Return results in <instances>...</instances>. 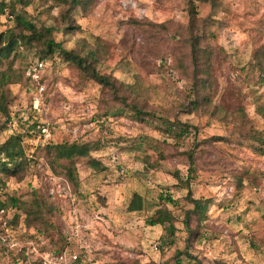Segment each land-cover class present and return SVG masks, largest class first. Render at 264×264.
Masks as SVG:
<instances>
[{
  "label": "rangeland",
  "instance_id": "obj_1",
  "mask_svg": "<svg viewBox=\"0 0 264 264\" xmlns=\"http://www.w3.org/2000/svg\"><path fill=\"white\" fill-rule=\"evenodd\" d=\"M11 2L14 12L36 28L52 27L53 40L65 51L78 49L82 42L98 45L104 52L95 66L99 74L124 84L137 77L147 89L142 100L146 111L175 117L197 132L177 141L131 121L128 110L120 105L103 116L111 106L105 88L56 54L45 59L41 95L28 82L4 89L10 111L24 123L23 128L32 122L43 125L39 133L23 137L30 168L20 182L5 179V192L25 202L32 190L50 194L57 177L42 159L34 158L36 147L47 141L95 144L91 156L105 170L94 173L78 163L75 202L73 196L65 195L60 200L49 199L57 204L58 212L30 229L20 221L6 226L13 215L8 211L0 224V234L3 229L5 235L0 236L5 238L0 242V264H42V257L55 251L68 260L76 254L72 264H170L174 251L185 244L181 220L190 208L186 190L178 188L174 174L184 178V152L193 142L210 138L220 139L199 145L194 182L189 187L191 198L210 203L188 253L202 264L215 259L226 264H264V179L260 178L264 148L242 137L249 129L264 134V83L252 58L264 53V0H96L86 16L78 9L68 11L79 28L70 34L61 32L66 5L54 0ZM188 6L194 8L198 32L188 29ZM6 13L0 15V32L14 25ZM132 20L149 25L137 28L130 24ZM160 24L162 29L155 27ZM190 34L198 35L200 46L211 51L212 78L208 106L187 113L185 106L192 100L190 81L179 62L186 66L189 62L180 57L177 45L188 55ZM40 48L22 47L12 68L23 70L38 58ZM34 98H39L38 103ZM14 129L0 132V143ZM159 152L165 156L159 161L160 169L144 171L143 158L154 161ZM112 156L125 169L123 174L111 163ZM165 192L172 200L165 207L176 222L171 247L161 249V227H148L144 219L160 205L158 196ZM132 194L144 200L142 211H126ZM154 243L156 251L152 250ZM179 263L192 264L183 257Z\"/></svg>",
  "mask_w": 264,
  "mask_h": 264
},
{
  "label": "trees",
  "instance_id": "obj_2",
  "mask_svg": "<svg viewBox=\"0 0 264 264\" xmlns=\"http://www.w3.org/2000/svg\"><path fill=\"white\" fill-rule=\"evenodd\" d=\"M54 1L60 2L67 7V11L64 13L65 25L61 29V32L63 34H70L78 31L79 28L74 25L73 20L68 16V11L78 9L82 16H86L94 8L96 0ZM208 1L213 2L215 0ZM11 3V0L8 2L0 0V15L7 12L6 15L14 21L11 29L0 32V132L8 128L7 124L9 121H15L13 132L0 143V215L2 218L0 224L5 220V214L12 210V218L10 221H5V225L16 226L20 221L26 229H30L37 221L48 218L58 212L57 204L50 202L49 199L56 201L64 197V195H51L48 192H45L44 195L36 190H32L30 199L25 202L5 192V179H13L15 182H20L30 168L31 160L27 158L25 153L22 142L23 137L29 136L31 132L36 131V133H39L43 126L42 124L32 122L23 128L24 123L10 111V105L4 92V89L8 85L20 84L22 82H28L35 86L34 83H30L24 77L26 66L23 70L13 69L11 66L13 60L20 56V49L22 47L32 48L34 45H39L41 48L38 51V60L46 64L45 59L56 54L63 63L71 64L84 77L101 88H105L110 96L111 106L106 108L107 112L103 116H107L108 112L113 109V106L120 105L128 110L131 121L151 127L161 135L173 137L177 141L195 136L197 132L196 127L180 122L175 117L169 118L165 115L155 114V111L145 110V102L142 100L147 89L137 77L134 78L131 84H124L107 75L99 74L95 70V66L99 64L104 52H101L98 45L92 47L82 42L78 49L65 51L60 47L59 43L53 40L52 32L54 29L52 27L36 28L32 22L26 20L22 15L16 14ZM187 11L189 17L187 26L190 33L193 30L198 32L193 6H188ZM130 24L137 28H144L145 25H149L135 20H132ZM155 27L162 29L164 25L160 24ZM198 37V35H189L187 44L188 55H185L181 51V47L177 45L180 57H184L189 62L188 66L181 61L179 62L184 75L190 81L192 100L188 102V106H185L187 113L198 111L200 108H206L209 104L210 82L212 78L211 51L200 46ZM200 52H206L208 55L203 57L199 54ZM252 58L260 76H262L261 81L264 83V53L258 52V56L253 55ZM43 79L44 76H42L41 80ZM242 137L252 140L258 147L264 148V134H261L260 131L249 129L243 132ZM211 139L216 140L220 138H210L199 143L193 142L191 149L183 154L186 166L184 178L178 177L176 172L174 174L178 188L186 190L185 201L190 205V208L183 212L181 220L186 236L184 239L185 244L181 250L174 251V254L169 259L170 264H180L179 258L181 257L191 261L192 264H202L195 256L190 255L188 251L192 239H195L198 235L200 223L205 218V212L210 201L201 198H191L189 187L194 182L195 152L199 151V145L209 143ZM95 149H97L95 144L91 146L89 143L76 141L68 142L61 140L57 143L47 141L43 145L36 147L34 158H40L44 161L49 170L57 177L54 179L56 183H59L63 189L66 186L68 188L67 192L70 196H73L75 202L79 186L76 165L83 162L94 173H101L105 170V167L91 156V152ZM164 159L165 156L161 152L158 153V157L154 161H149L147 157H144L142 160L143 170L155 171L160 169L159 161ZM260 178L264 179V173L260 174ZM158 201L160 205H157L145 217L144 224L148 227H161L163 235L160 236V247L161 249L164 246L169 248L172 245L175 233L174 223L176 220L173 214L165 207V204L171 203L172 200L169 193L165 192L158 196ZM143 209L144 200L139 195L132 194L126 206V211L139 212ZM0 236H5L3 229ZM0 242L4 243L5 238H0ZM50 254L57 256L61 253L55 251ZM211 264L226 263L221 259H215Z\"/></svg>",
  "mask_w": 264,
  "mask_h": 264
},
{
  "label": "built area",
  "instance_id": "obj_3",
  "mask_svg": "<svg viewBox=\"0 0 264 264\" xmlns=\"http://www.w3.org/2000/svg\"><path fill=\"white\" fill-rule=\"evenodd\" d=\"M7 18H10L7 16ZM46 64L38 59H35L33 61H30L24 70V77L30 82L35 84V88L37 89V94L41 95L44 90L43 86V80H41L42 76H44ZM35 103H38L39 98H34ZM8 128L13 129L15 127V122L13 120L9 121L7 124ZM44 132V130H42ZM111 163L114 165V167L117 168L118 172L120 174H123L125 172V169L122 168L117 162L116 156L111 157ZM68 188L65 186L64 189L61 187L59 183H56L55 180H53V186L50 188V194H56V195H65L67 197H70L69 193L67 192ZM95 220H100L99 217L94 216ZM77 227V225H75ZM152 250H157V244H152ZM77 260V255L72 254L70 256V259L68 260L64 253H61L57 256L53 255H44L42 257V264H70Z\"/></svg>",
  "mask_w": 264,
  "mask_h": 264
}]
</instances>
